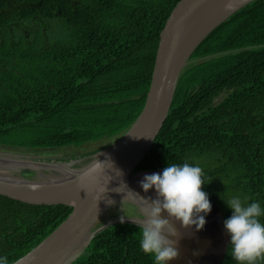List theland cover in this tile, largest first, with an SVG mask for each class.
I'll return each instance as SVG.
<instances>
[{
  "label": "trees",
  "instance_id": "trees-1",
  "mask_svg": "<svg viewBox=\"0 0 264 264\" xmlns=\"http://www.w3.org/2000/svg\"><path fill=\"white\" fill-rule=\"evenodd\" d=\"M178 1L0 0V147L49 155L76 147L70 158H83L123 134L143 107ZM188 60L133 171L187 162L203 169V191L225 220L232 196L264 208V0L217 24ZM71 210L0 195V257L11 264ZM139 237L137 225H111L70 264H154ZM228 248L222 264H236Z\"/></svg>",
  "mask_w": 264,
  "mask_h": 264
},
{
  "label": "water",
  "instance_id": "water-1",
  "mask_svg": "<svg viewBox=\"0 0 264 264\" xmlns=\"http://www.w3.org/2000/svg\"><path fill=\"white\" fill-rule=\"evenodd\" d=\"M250 1H178L158 40L143 107L127 130L107 146L83 158L0 150V195L36 205L72 207L50 234L11 264H70L92 237L105 228L118 223L138 226L135 221L143 220L140 217L145 206L141 198H156L155 189L144 192L140 181L146 174L162 173L163 169L133 168L165 120L179 75L204 36ZM81 158L86 159L81 165H69ZM29 162L53 168L26 165ZM120 186L121 193L114 191ZM208 198L212 207L202 230L196 231L195 226L184 229L179 222L174 223L179 238L170 239L178 241L179 255L168 264H222L230 236L224 228L222 212ZM109 200L115 203L109 205ZM161 215L167 218L166 212Z\"/></svg>",
  "mask_w": 264,
  "mask_h": 264
},
{
  "label": "clouds",
  "instance_id": "clouds-1",
  "mask_svg": "<svg viewBox=\"0 0 264 264\" xmlns=\"http://www.w3.org/2000/svg\"><path fill=\"white\" fill-rule=\"evenodd\" d=\"M203 175L200 166L187 162L168 163L162 173L146 174L140 181L144 192L153 188L156 192L155 199L140 197L145 203V218L135 221L139 227L140 250L151 256L154 264H168L178 257V241L170 239L173 236L179 238L175 222H179L184 229L195 226V230L200 231L204 228L205 216L211 212L212 206L208 194L203 191ZM120 188L114 191L121 193ZM248 200L249 197L241 199L239 196L224 200L232 211L224 221V228L230 236L228 254L236 264H259L264 261V222H261L264 208L260 203H248ZM108 203L112 205L115 201L109 200ZM164 212L167 218H162ZM123 219L121 217L122 222ZM0 264H9L8 258L0 257Z\"/></svg>",
  "mask_w": 264,
  "mask_h": 264
},
{
  "label": "rangeland",
  "instance_id": "rangeland-1",
  "mask_svg": "<svg viewBox=\"0 0 264 264\" xmlns=\"http://www.w3.org/2000/svg\"><path fill=\"white\" fill-rule=\"evenodd\" d=\"M71 148V150L69 151V152H76L75 154H78L79 153V148H76V147H70ZM0 150L1 151H7V152H9L10 151V153L11 152H17L16 150H14V149H9V148H6V149H3L2 147H0ZM65 150H69V149H65ZM69 152H64V149L62 150V152H58V153H54V154H50V155H62L63 157H65L66 158V155H68V154H70ZM20 153H25V154H31V155H47V153H38V152H20ZM7 157H12V156H7ZM21 157H23V158H27V159H35V157H33V156H21ZM79 157V155H76L75 156V158H78ZM70 158V157H69Z\"/></svg>",
  "mask_w": 264,
  "mask_h": 264
},
{
  "label": "bare ground",
  "instance_id": "bare-ground-1",
  "mask_svg": "<svg viewBox=\"0 0 264 264\" xmlns=\"http://www.w3.org/2000/svg\"><path fill=\"white\" fill-rule=\"evenodd\" d=\"M83 160H86V159H78L77 161H74V162H71V163H69V165L70 166H72L73 165V167H76V166H79V165H81L84 161ZM82 162V163H81ZM26 165H33V166H37V167H40V166H42V167H47V168H53V166L52 165H47V164H39V163H31V162H29V163H27ZM67 166V165H66ZM60 169V168H59ZM61 172L62 173H64V171L63 170H61ZM141 219H144L145 217H144V214L140 217Z\"/></svg>",
  "mask_w": 264,
  "mask_h": 264
}]
</instances>
